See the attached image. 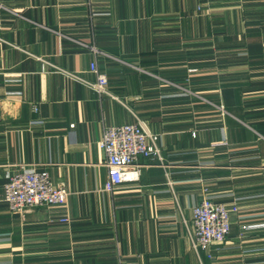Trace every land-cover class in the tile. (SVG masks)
Segmentation results:
<instances>
[{"label":"crops","instance_id":"0c3cea01","mask_svg":"<svg viewBox=\"0 0 264 264\" xmlns=\"http://www.w3.org/2000/svg\"><path fill=\"white\" fill-rule=\"evenodd\" d=\"M127 123L161 158L110 192L99 143ZM22 163L67 204L10 210ZM204 188L231 215L209 250L191 240ZM0 264H264V0H0Z\"/></svg>","mask_w":264,"mask_h":264},{"label":"built area","instance_id":"2783aa9c","mask_svg":"<svg viewBox=\"0 0 264 264\" xmlns=\"http://www.w3.org/2000/svg\"><path fill=\"white\" fill-rule=\"evenodd\" d=\"M97 53V48L91 46ZM91 71L97 79L92 86L98 92H105L108 85L107 75L99 69L96 61L91 63ZM192 70V69H191ZM222 114L226 109L219 105ZM75 124H71L73 128ZM159 135L151 133L142 123L108 125L104 128L100 147L105 152L109 177L104 189L115 192L125 182L137 180L141 165L137 162L140 156L160 157ZM2 199L14 212H25L35 207L64 206L67 204L69 190L63 184H56L47 170H39L29 164H18L7 175ZM192 209L194 231L191 240L196 249L209 250L223 243L231 231L229 207L215 201L207 194ZM63 222L69 218H62Z\"/></svg>","mask_w":264,"mask_h":264},{"label":"rangeland","instance_id":"374dc122","mask_svg":"<svg viewBox=\"0 0 264 264\" xmlns=\"http://www.w3.org/2000/svg\"><path fill=\"white\" fill-rule=\"evenodd\" d=\"M179 87H181V85H179ZM185 89V87H183ZM190 91V90H189ZM225 204V203H224Z\"/></svg>","mask_w":264,"mask_h":264}]
</instances>
